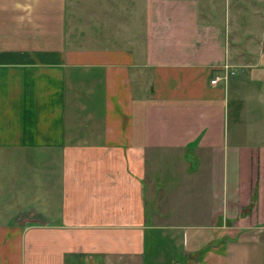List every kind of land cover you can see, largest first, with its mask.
Instances as JSON below:
<instances>
[{
	"label": "crops",
	"instance_id": "crops-1",
	"mask_svg": "<svg viewBox=\"0 0 264 264\" xmlns=\"http://www.w3.org/2000/svg\"><path fill=\"white\" fill-rule=\"evenodd\" d=\"M255 192L264 0H0V264H264Z\"/></svg>",
	"mask_w": 264,
	"mask_h": 264
},
{
	"label": "built area",
	"instance_id": "built-area-1",
	"mask_svg": "<svg viewBox=\"0 0 264 264\" xmlns=\"http://www.w3.org/2000/svg\"><path fill=\"white\" fill-rule=\"evenodd\" d=\"M224 65V69L222 72L217 73L212 79L211 82L213 84H217L220 81L222 82H227L228 79L233 76L234 74H236V68L233 67L231 64L229 63H225Z\"/></svg>",
	"mask_w": 264,
	"mask_h": 264
},
{
	"label": "rangeland",
	"instance_id": "rangeland-1",
	"mask_svg": "<svg viewBox=\"0 0 264 264\" xmlns=\"http://www.w3.org/2000/svg\"><path fill=\"white\" fill-rule=\"evenodd\" d=\"M261 182H262V179H261ZM255 185H256V187H255L256 190L255 191H258V188H260V181H258L257 178L255 179ZM252 198H253L254 202L256 203V204H253V205H257L256 207H258V206L260 207L261 205H264V198L262 199V202H261V200H259V198H258V193L255 192V194H253Z\"/></svg>",
	"mask_w": 264,
	"mask_h": 264
}]
</instances>
